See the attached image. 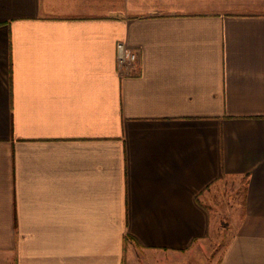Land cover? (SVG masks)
<instances>
[{
	"label": "crops",
	"instance_id": "crops-1",
	"mask_svg": "<svg viewBox=\"0 0 264 264\" xmlns=\"http://www.w3.org/2000/svg\"><path fill=\"white\" fill-rule=\"evenodd\" d=\"M218 1L0 0V254L123 264L126 236L182 253L234 177L217 264H264V0Z\"/></svg>",
	"mask_w": 264,
	"mask_h": 264
},
{
	"label": "rangeland",
	"instance_id": "rangeland-1",
	"mask_svg": "<svg viewBox=\"0 0 264 264\" xmlns=\"http://www.w3.org/2000/svg\"><path fill=\"white\" fill-rule=\"evenodd\" d=\"M208 2L211 7H221L218 0ZM244 189V180L238 184V179L231 177L216 181L204 191L209 192L206 200L213 213L212 233L203 241H197L182 253H171L143 249L126 236L123 264H217L238 227ZM0 264H14L13 256L0 254Z\"/></svg>",
	"mask_w": 264,
	"mask_h": 264
},
{
	"label": "built area",
	"instance_id": "built-area-1",
	"mask_svg": "<svg viewBox=\"0 0 264 264\" xmlns=\"http://www.w3.org/2000/svg\"><path fill=\"white\" fill-rule=\"evenodd\" d=\"M138 51L120 41L117 44V60L121 70H131L138 62Z\"/></svg>",
	"mask_w": 264,
	"mask_h": 264
}]
</instances>
